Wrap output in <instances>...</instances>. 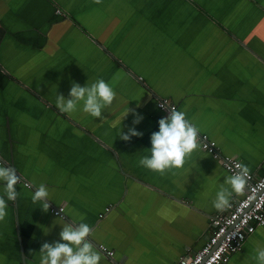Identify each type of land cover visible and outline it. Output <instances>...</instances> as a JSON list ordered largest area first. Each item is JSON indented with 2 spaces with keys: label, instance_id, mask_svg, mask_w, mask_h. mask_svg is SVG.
Segmentation results:
<instances>
[{
  "label": "crops",
  "instance_id": "1",
  "mask_svg": "<svg viewBox=\"0 0 264 264\" xmlns=\"http://www.w3.org/2000/svg\"><path fill=\"white\" fill-rule=\"evenodd\" d=\"M98 79L116 93L101 118L82 103L70 114L56 107L73 82ZM161 99L186 113L198 138L262 176L264 0H0V159L22 180L0 222V264H39L59 223L81 217L100 264L115 262L99 245L125 264H179L206 244L230 174L199 141L181 169L160 175L139 164L167 116ZM132 127L143 136L122 140ZM41 184L47 212L32 202ZM59 206L65 219L51 212ZM258 246L264 227L228 264H257Z\"/></svg>",
  "mask_w": 264,
  "mask_h": 264
},
{
  "label": "clouds",
  "instance_id": "2",
  "mask_svg": "<svg viewBox=\"0 0 264 264\" xmlns=\"http://www.w3.org/2000/svg\"><path fill=\"white\" fill-rule=\"evenodd\" d=\"M95 4H101L103 0H93ZM70 98L59 94L56 98V107L62 113H72L82 103V111L95 118H101L105 109L111 107L116 99L113 88L103 79L86 86L73 82L69 93ZM168 112V115L158 121L159 131L151 134L150 155L140 159L139 164L160 175H165L174 169L183 168L186 159L198 149V127L187 118L183 111L169 109L164 103L159 105ZM132 111L135 119L134 125L143 120V116ZM127 113V115H128ZM126 115V116H127ZM121 139L130 141L132 137H142L143 133L135 127L129 129L125 134L121 130ZM237 171L225 177L224 183L220 186L213 200V207L218 211H225L231 206L230 200L233 195H242L247 184L249 169L245 165L238 164ZM173 174H175L173 172ZM20 177L15 168L0 161V183L3 184V195H0V222H3L8 215V201L16 202L18 198L17 184ZM49 191L41 184L32 196L34 204H42V209L47 212L50 208L48 201ZM61 211V209H60ZM62 212V211H61ZM62 217V216H61ZM74 223L71 221L59 223L62 230L59 233L60 239L54 243H43L39 254V264H100L102 259L100 252L95 250L92 241L89 239L92 228L83 222ZM257 264H264V246L255 249Z\"/></svg>",
  "mask_w": 264,
  "mask_h": 264
},
{
  "label": "built area",
  "instance_id": "3",
  "mask_svg": "<svg viewBox=\"0 0 264 264\" xmlns=\"http://www.w3.org/2000/svg\"><path fill=\"white\" fill-rule=\"evenodd\" d=\"M58 14H61V11H58ZM161 103L170 110H179L169 100L161 99L157 106L166 115L168 112L159 106ZM198 141L202 149L218 160L230 175L237 171L238 164L242 165L236 158L224 156L217 143L207 135L199 136ZM24 185L31 187L28 182H24ZM65 209V206L53 207L51 212L54 216L65 219ZM111 210L110 207L106 208L99 217L103 219ZM260 227H264V174L256 176L249 172L241 198L212 219V234L206 244L193 256H183L179 264H228L235 254L243 250L247 238ZM98 248L115 264H125L116 261L114 250L105 245H99Z\"/></svg>",
  "mask_w": 264,
  "mask_h": 264
},
{
  "label": "water",
  "instance_id": "4",
  "mask_svg": "<svg viewBox=\"0 0 264 264\" xmlns=\"http://www.w3.org/2000/svg\"><path fill=\"white\" fill-rule=\"evenodd\" d=\"M165 114V113H164Z\"/></svg>",
  "mask_w": 264,
  "mask_h": 264
}]
</instances>
